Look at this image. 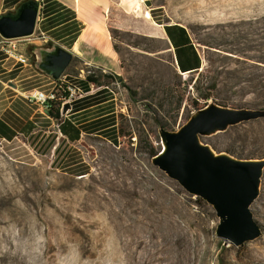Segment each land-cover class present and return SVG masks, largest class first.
Wrapping results in <instances>:
<instances>
[{"label": "rangeland", "instance_id": "374dc122", "mask_svg": "<svg viewBox=\"0 0 264 264\" xmlns=\"http://www.w3.org/2000/svg\"><path fill=\"white\" fill-rule=\"evenodd\" d=\"M156 2L165 19L189 29L202 65L176 74L163 39L120 28L114 42L121 70L111 81L123 93L118 137L84 139L85 174L34 162L20 141H0V264H27L29 256L35 264H264V169L250 205L261 234L236 246L215 234L213 207L154 165L145 146L160 147L145 103L154 105L164 88L179 92L183 81L187 96L211 91L207 101L264 108V0ZM73 65L87 73L78 60ZM168 97L172 103L157 114L170 121L176 113L174 128L196 108L185 100L176 110ZM203 139L264 156V116ZM36 235L46 241L39 256L31 251Z\"/></svg>", "mask_w": 264, "mask_h": 264}, {"label": "crops", "instance_id": "0c3cea01", "mask_svg": "<svg viewBox=\"0 0 264 264\" xmlns=\"http://www.w3.org/2000/svg\"><path fill=\"white\" fill-rule=\"evenodd\" d=\"M19 1L0 0V14L13 9ZM132 1L48 0L53 10L44 13L46 0H42L35 35L18 38V48L29 58L25 64L8 56L0 41V141H20L34 162L47 161L63 172L83 175L88 171L82 142L90 136L116 139L118 115L124 110L120 98L123 93L111 82L121 70L112 28H131L163 39L172 65L181 74L200 68L202 54L186 25L165 19L156 0H134V4L140 1V12L133 10ZM52 18L53 23L46 29V22ZM40 31L44 37H38ZM52 41L67 48L73 62L78 60L86 72L101 73L100 80H88L77 65L65 70L57 80L38 69L32 48ZM103 77H110V81ZM67 84L78 86L84 93L73 100L60 101L57 115L27 99L36 87L49 89L57 85L66 92Z\"/></svg>", "mask_w": 264, "mask_h": 264}, {"label": "water", "instance_id": "95a60500", "mask_svg": "<svg viewBox=\"0 0 264 264\" xmlns=\"http://www.w3.org/2000/svg\"><path fill=\"white\" fill-rule=\"evenodd\" d=\"M40 0H22L0 14V35H33ZM34 64L53 79L66 70L73 54L57 42L33 46ZM120 78V77H119ZM264 116V108L234 106L208 100L174 128L157 125L160 147L150 159L187 192L209 203L218 218L215 234L225 243L240 245L261 234L251 209L260 189L264 156L238 157L216 150L203 137Z\"/></svg>", "mask_w": 264, "mask_h": 264}, {"label": "trees", "instance_id": "16d2710c", "mask_svg": "<svg viewBox=\"0 0 264 264\" xmlns=\"http://www.w3.org/2000/svg\"><path fill=\"white\" fill-rule=\"evenodd\" d=\"M20 1H22V0H20ZM47 1L48 0H46V3H44V5L42 7V11L44 13H45V10H46V12H49V11L53 10V6L47 4ZM40 2L42 3V0H40ZM45 4H46V7H45ZM54 19L55 18L49 19L48 22H46V29L48 28L49 24L51 25L53 23L52 20H54ZM41 26L44 27V24L42 23ZM118 30H119L118 28H112L111 29V36H112V39H113V45H114V48L116 49V51H118V45L114 42V37H115L116 32H118ZM72 62L73 61H71L69 63V65L66 68V71L69 70V66L71 65ZM169 62L171 64L173 70L176 72V74L177 73L181 74L172 65L170 53H169ZM86 78L88 80H90V81L98 82L100 80V78H101V73H99L98 71L97 72H95V71L93 72L92 70H90L89 72L86 73ZM55 80H57V79H55ZM181 83H183V86L181 87L179 92L176 93V90H174L173 88H164L163 89V96L162 97L161 96H157L158 97V101L156 103H154V105H152L153 103L151 105H150V103H145L147 108L150 109V112L154 115L156 126L160 124V125H162V126H164L166 128H173V124L175 123V115H176V113L174 114V117L170 121L167 118H165V115H163V114L162 115H158L157 114V111L159 112L160 109H162V110L165 109L166 102L169 103V105L172 103V102H170L171 100H167L169 98L168 96L175 98L174 107L176 108V110L179 109V107L181 106L182 102L185 101V100L188 101V102H186V104L190 103V105H189L190 106V110H192L193 108L200 107L202 103L207 101V99L212 96L211 91L199 92L196 95H194L193 97H190L189 95L187 96V95H185L187 82L183 81ZM195 87H197V86L195 85ZM214 87H215V83H212V85H210V88H214ZM156 90H157V88H155V93H156ZM130 92L132 94L135 93V91H133V90H130ZM60 93H65V92L62 90ZM152 93H154V90L152 91ZM200 99L203 100L202 103H201ZM219 103L226 104L225 102H219ZM59 104H60V100L59 99L54 100V101L51 102V104L49 105V107L46 110L52 115H57ZM189 114H190V112L187 113V115H189ZM232 126H234V125H232ZM232 126H230V127H232ZM206 141L208 143H210L212 145V147L214 149H216V150H225V151H227L229 153H232V154H234V155H236L238 157H254V155L251 154V153H243L242 151L241 152L235 151V149H234V147L232 145H227V146L218 148L215 145H213L211 142H209L208 140H206ZM145 146L147 147L148 153L151 156L156 153L157 149L155 148V146L151 142L147 143ZM197 197L200 200H202L201 197H199V196H197Z\"/></svg>", "mask_w": 264, "mask_h": 264}, {"label": "built area", "instance_id": "2783aa9c", "mask_svg": "<svg viewBox=\"0 0 264 264\" xmlns=\"http://www.w3.org/2000/svg\"><path fill=\"white\" fill-rule=\"evenodd\" d=\"M35 33V31H34ZM33 33V34H34ZM44 32L40 31L38 37H44ZM2 43V49L5 53L13 58L15 61L25 64L29 62L28 56L18 48V38H5L2 37L0 40ZM84 71V69H83ZM85 72V71H84ZM61 86H54L49 89H44L42 87H36L27 94L28 100L37 101L42 104L46 109L49 107L52 101L59 99L61 102L69 101L75 99L77 96L82 95V91L78 86L69 85L65 86V93H60Z\"/></svg>", "mask_w": 264, "mask_h": 264}, {"label": "clouds", "instance_id": "9594fccd", "mask_svg": "<svg viewBox=\"0 0 264 264\" xmlns=\"http://www.w3.org/2000/svg\"><path fill=\"white\" fill-rule=\"evenodd\" d=\"M18 234V232H17ZM45 237L43 235H36V238L33 242V247L31 249L32 253L35 254L36 256L42 255L44 251V246H45ZM24 254L28 256L27 250H25ZM67 256V255H66ZM27 264H35V260L29 256L27 260ZM58 264H67V261L64 259H60L58 261Z\"/></svg>", "mask_w": 264, "mask_h": 264}, {"label": "bare ground", "instance_id": "6f19581e", "mask_svg": "<svg viewBox=\"0 0 264 264\" xmlns=\"http://www.w3.org/2000/svg\"><path fill=\"white\" fill-rule=\"evenodd\" d=\"M134 7V11H141V3L140 1L138 2V4H133ZM146 16H149V14H146ZM138 180V179H137ZM129 195V194H128ZM147 196V195H146Z\"/></svg>", "mask_w": 264, "mask_h": 264}]
</instances>
